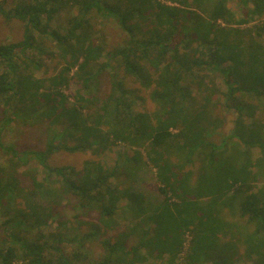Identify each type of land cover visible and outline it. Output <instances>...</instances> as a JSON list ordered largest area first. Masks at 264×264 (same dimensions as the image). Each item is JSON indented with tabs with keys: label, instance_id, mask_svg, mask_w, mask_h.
Here are the masks:
<instances>
[{
	"label": "trees",
	"instance_id": "1",
	"mask_svg": "<svg viewBox=\"0 0 264 264\" xmlns=\"http://www.w3.org/2000/svg\"><path fill=\"white\" fill-rule=\"evenodd\" d=\"M231 2L0 0V15L24 27L0 41V125L47 132L40 149L0 138V264H233L239 242L264 264V0H236L240 16ZM98 14L121 42L108 47ZM224 108L234 128L215 141ZM61 151L91 155L80 167L52 164ZM108 151L110 164L99 158ZM144 165L156 169V203L136 188ZM67 199L74 217L97 212L94 229L52 227ZM96 237L102 252L87 261Z\"/></svg>",
	"mask_w": 264,
	"mask_h": 264
},
{
	"label": "rangeland",
	"instance_id": "2",
	"mask_svg": "<svg viewBox=\"0 0 264 264\" xmlns=\"http://www.w3.org/2000/svg\"><path fill=\"white\" fill-rule=\"evenodd\" d=\"M231 8L235 9L237 13H241V9L238 7V2L236 0H231ZM240 16V15H238ZM97 27L102 31V34L106 37L108 47H112L119 42L122 41L124 34L122 33L121 29L118 27L117 23L112 18H104L102 15L98 14L94 18ZM254 22H250L251 25ZM23 22L21 20H7L2 15H0V41L1 42H9V41H16L19 40L22 37L23 34ZM55 66H58L57 59H54L52 62L49 63L47 66V71L45 73L46 76L52 75L57 72L58 68ZM37 76H44L41 73H37ZM78 88V84L76 80H71L69 83L68 91L74 93ZM101 88V97L105 96L111 89V83L110 78L108 76H105L101 80L100 84ZM67 90L65 93H69ZM146 102V105H149L150 108H154V105L151 106L150 99L148 98ZM2 108H0V120L3 119V114L1 112ZM221 111L226 115V123L219 130V132L214 135L213 139L215 141H220L223 139L224 135H227L233 130L234 128V119L236 118L235 111L230 108H224V110L221 109ZM257 117L261 120H264V111L257 112ZM0 138H2V141H5L10 144H15L16 147L19 150H24L28 148H35L40 149L44 147L45 140L47 139V132L44 129V127L39 125L34 126H26L23 124V122H20L18 120L11 123V125L7 124H1L0 125ZM120 150V153H127L128 156L133 155L134 151L130 148H123L120 145L115 147V151ZM253 155L258 154L259 149L254 148L253 149ZM117 152L116 154H118ZM89 155L88 153H69L66 151H61L55 153L50 162L52 164L56 165H63V164H73L77 167H80L84 161L85 158H87ZM114 152L108 151L106 153H102L99 158L102 162L110 164L113 160ZM143 159L146 160V158ZM4 162L3 159V151L0 149V164ZM30 166H38L37 163L32 160L30 163ZM20 170H23L21 168ZM136 188L140 189L147 195V198L152 202L156 203L158 200L161 199V194L157 191H154L153 189V183L156 182V169L152 167V165L149 167L148 165H144L143 169H140L136 174ZM22 183L28 184L29 180L25 176H22ZM19 201H21V198H19ZM70 201L67 199L65 200L61 206L56 207L55 211L53 213V223L52 227L55 228L57 226L56 220L59 219L60 221H64L65 219H69V222L63 225L60 230H62L64 233H68L70 235H76V234H85L92 229H94V224L97 221L98 214L97 212H91L90 216H82L81 218L74 217L73 211L71 208H69L68 203ZM152 207V205H149ZM80 219L84 221H80ZM71 220V221H70ZM57 228V229H58ZM2 227H0V233H2ZM103 235V234H102ZM101 237V236H100ZM99 237V238H100ZM98 237L95 238L94 241H89L86 244L85 251L88 254L87 261L94 260L96 257L100 255L102 252V246L100 243ZM225 238L220 239V242H223ZM75 243L66 244L65 246L67 249L71 250L73 249ZM238 252L237 254L238 258L234 260L233 264H255L254 258H246L245 259V245L242 242L238 243ZM242 258V260L239 258ZM162 260H153L148 259L146 263L144 264H161Z\"/></svg>",
	"mask_w": 264,
	"mask_h": 264
},
{
	"label": "crops",
	"instance_id": "3",
	"mask_svg": "<svg viewBox=\"0 0 264 264\" xmlns=\"http://www.w3.org/2000/svg\"><path fill=\"white\" fill-rule=\"evenodd\" d=\"M253 6V3L251 4ZM243 11H241V13H238V15H241Z\"/></svg>",
	"mask_w": 264,
	"mask_h": 264
}]
</instances>
